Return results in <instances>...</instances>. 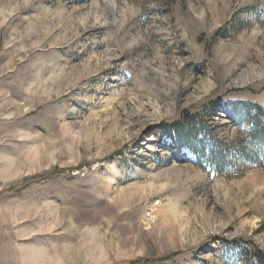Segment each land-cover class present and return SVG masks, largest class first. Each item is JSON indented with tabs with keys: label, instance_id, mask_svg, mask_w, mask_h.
Masks as SVG:
<instances>
[{
	"label": "rangeland",
	"instance_id": "1",
	"mask_svg": "<svg viewBox=\"0 0 264 264\" xmlns=\"http://www.w3.org/2000/svg\"><path fill=\"white\" fill-rule=\"evenodd\" d=\"M231 101L264 106V0H0V264L264 253V167L209 176L161 131L236 140Z\"/></svg>",
	"mask_w": 264,
	"mask_h": 264
},
{
	"label": "trees",
	"instance_id": "2",
	"mask_svg": "<svg viewBox=\"0 0 264 264\" xmlns=\"http://www.w3.org/2000/svg\"><path fill=\"white\" fill-rule=\"evenodd\" d=\"M233 128L241 134L236 140L219 142L205 127L202 118L191 117L185 122L162 123L161 131L174 136L172 149L209 176L236 177L244 168L264 167V106L250 101H231L217 107ZM227 264H264V253L248 243L222 244ZM227 261V260H226Z\"/></svg>",
	"mask_w": 264,
	"mask_h": 264
}]
</instances>
